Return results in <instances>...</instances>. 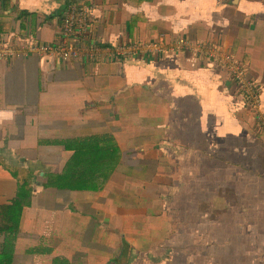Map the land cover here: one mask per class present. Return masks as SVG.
<instances>
[{"label": "crops", "instance_id": "0c3cea01", "mask_svg": "<svg viewBox=\"0 0 264 264\" xmlns=\"http://www.w3.org/2000/svg\"><path fill=\"white\" fill-rule=\"evenodd\" d=\"M89 2L92 45L164 51L0 61V264L259 262L264 0H0V39L60 43L67 5ZM182 37L231 53L259 110Z\"/></svg>", "mask_w": 264, "mask_h": 264}, {"label": "built area", "instance_id": "2783aa9c", "mask_svg": "<svg viewBox=\"0 0 264 264\" xmlns=\"http://www.w3.org/2000/svg\"><path fill=\"white\" fill-rule=\"evenodd\" d=\"M95 9V3H70L67 5L63 15V38L60 43H40L34 39L20 41L17 44L0 39V61L12 58L27 57L38 54L43 57H53L62 60L91 59L97 53H105L114 58L132 56H156L164 51V36L152 41H134L125 44H113L103 48L90 43L89 34L91 16ZM71 39V40H70ZM176 44L186 49L201 50L206 58H214L228 67L232 78L241 84L245 99L248 104L258 111L260 97L256 84L246 79L244 69L238 60L228 52L203 43H196L186 37L179 38ZM261 127L264 130V118H260Z\"/></svg>", "mask_w": 264, "mask_h": 264}, {"label": "rangeland", "instance_id": "374dc122", "mask_svg": "<svg viewBox=\"0 0 264 264\" xmlns=\"http://www.w3.org/2000/svg\"><path fill=\"white\" fill-rule=\"evenodd\" d=\"M144 140V143H147V144H156L155 142H158V141H160V139L159 138H157V137H154V138H149V137H146V139H143ZM165 168V167H164ZM163 168V169H164ZM129 173H131L132 174V171H129ZM173 176V175H172ZM139 179H141V177L140 178H138V177H136V176H131V175H129L128 176V180H130V181H133V182H140V180ZM142 201V203H146L145 201H143V200H141ZM146 206H151V204H145ZM256 239L257 240H261V241H264V234H259V235H257V237H256ZM240 240H245V241H248V240H251L250 238H248V236H242L241 235V237H240ZM264 243V242H263ZM257 254H258V257H256V259L259 261V262H256L255 263V261H254V264H264V249H260V250H258V252H257ZM246 255V254H245ZM241 256H244L243 254L241 255ZM246 258V257H245ZM247 262V261H246ZM211 263V262H210ZM210 263H208V264H210ZM248 264H253V262L251 261V259L249 260V262H247ZM246 263V264H247Z\"/></svg>", "mask_w": 264, "mask_h": 264}, {"label": "trees", "instance_id": "16d2710c", "mask_svg": "<svg viewBox=\"0 0 264 264\" xmlns=\"http://www.w3.org/2000/svg\"><path fill=\"white\" fill-rule=\"evenodd\" d=\"M262 128V127H261ZM97 140H99V141H102L103 140V138H101V139H97ZM25 177V175L24 176H22V178H24ZM27 180H29V179H27ZM19 188H26V189H30L31 188V185L29 184V185H20L19 186ZM7 261V260H6ZM6 261L4 262V264L6 263Z\"/></svg>", "mask_w": 264, "mask_h": 264}]
</instances>
